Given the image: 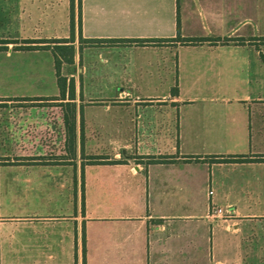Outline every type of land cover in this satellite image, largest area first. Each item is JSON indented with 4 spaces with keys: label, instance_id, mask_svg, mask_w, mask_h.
Returning a JSON list of instances; mask_svg holds the SVG:
<instances>
[{
    "label": "crops",
    "instance_id": "0c3cea01",
    "mask_svg": "<svg viewBox=\"0 0 264 264\" xmlns=\"http://www.w3.org/2000/svg\"><path fill=\"white\" fill-rule=\"evenodd\" d=\"M178 8L181 35L208 40L85 41L174 39ZM72 14L0 0V86L51 89L0 94V264H84V241L86 264H264V0H82L81 17L74 0V29ZM72 36L73 98L48 42Z\"/></svg>",
    "mask_w": 264,
    "mask_h": 264
},
{
    "label": "trees",
    "instance_id": "16d2710c",
    "mask_svg": "<svg viewBox=\"0 0 264 264\" xmlns=\"http://www.w3.org/2000/svg\"><path fill=\"white\" fill-rule=\"evenodd\" d=\"M81 5H82V0H79V8H80V17H81ZM72 25L74 29V0H72ZM80 27H81V18H80ZM209 38L205 37H183L181 35V24H180V17H179V8H178V14H177V36L174 39H150V38H137V39H132V38H126V39H85V41L90 42V43H98V42H136L138 44H145V43H152V42H161V41H171V40H180L185 43H199L203 42L205 40H208ZM221 42H227L230 40V38H212ZM74 40V36H72L70 39H65V40H60V39H51L48 42H54V46L52 47V50L55 54V66H56V73L58 77V83L60 86L61 90V96L64 97L66 93L68 92L71 98L74 96V90H75V85H74V79L70 78V81L68 82L67 77L62 75L61 72V66L63 62H66L68 64L73 63V55H74V46L73 45H64V44H59V42H72ZM84 40L81 37V43ZM6 42V41H0V43ZM28 44L25 45H19L18 48L21 49H35V48H50V45H39V44H33V43H38V42H45L44 40H26ZM0 48H4V46L0 45ZM171 93L173 95H176L178 93V87L177 85L173 86ZM72 110V109H71ZM68 122V120H67ZM72 130V127L70 128ZM92 161H101L105 159L106 157L103 156H97V155H92L89 157ZM238 159H242V157H238ZM264 159V158H263ZM85 240V239H84ZM84 264H86V247H85V241H84Z\"/></svg>",
    "mask_w": 264,
    "mask_h": 264
},
{
    "label": "rangeland",
    "instance_id": "374dc122",
    "mask_svg": "<svg viewBox=\"0 0 264 264\" xmlns=\"http://www.w3.org/2000/svg\"><path fill=\"white\" fill-rule=\"evenodd\" d=\"M72 69V66L68 69L65 68L63 70V73H67L69 72V70ZM51 91V89H42V88H38V87H33V86H25V87H16V88H6V87H2L0 86V94H8V95H15V96H21V95H32V94H37L38 92H49ZM65 104V103H64ZM68 106V105H65ZM68 110V108H67ZM69 111V110H68Z\"/></svg>",
    "mask_w": 264,
    "mask_h": 264
},
{
    "label": "built area",
    "instance_id": "2783aa9c",
    "mask_svg": "<svg viewBox=\"0 0 264 264\" xmlns=\"http://www.w3.org/2000/svg\"><path fill=\"white\" fill-rule=\"evenodd\" d=\"M212 193V191H210ZM211 213L212 215H219V216H223V217H231L233 210L230 207H220L217 205H212L211 206Z\"/></svg>",
    "mask_w": 264,
    "mask_h": 264
}]
</instances>
